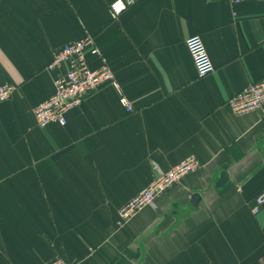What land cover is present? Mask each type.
Returning a JSON list of instances; mask_svg holds the SVG:
<instances>
[{"label": "crops", "instance_id": "crops-1", "mask_svg": "<svg viewBox=\"0 0 264 264\" xmlns=\"http://www.w3.org/2000/svg\"><path fill=\"white\" fill-rule=\"evenodd\" d=\"M115 1L0 0V87L16 88L0 106V264H264V107H226L264 79V0H138L112 20ZM192 36L215 67L203 79ZM88 37L133 112L108 85L39 128L66 70L48 71L54 54ZM189 157L201 168L120 228L153 165Z\"/></svg>", "mask_w": 264, "mask_h": 264}, {"label": "built area", "instance_id": "built-area-1", "mask_svg": "<svg viewBox=\"0 0 264 264\" xmlns=\"http://www.w3.org/2000/svg\"><path fill=\"white\" fill-rule=\"evenodd\" d=\"M138 0H116L110 6L112 20H118ZM209 2L215 0H208ZM232 4H240L245 0H225ZM257 1V0H254ZM264 23V18H263ZM186 48L193 61L198 78L203 79L215 71L214 64L208 54L206 46L199 36L189 37ZM98 57L101 66L92 70L89 67L87 56ZM65 68V73L55 81L54 94L47 101L39 104L34 109V117L39 128L45 129L52 124L66 126V115L71 110L78 108L91 94L110 85L120 94V102L128 113L133 112L129 100L123 96L120 86L109 68L106 59L95 44V40L88 37L84 40L65 46L54 54L48 71L55 72ZM16 88L12 85L0 87V106L8 102ZM226 107L238 116L260 112L264 107V79L251 84L248 88L231 97ZM201 168L200 162L195 157L181 161L172 170L164 172L156 164L153 170L156 174L154 181L142 190L134 199L123 206L118 212V226L128 224L135 216L147 208L156 206L159 198L164 196L173 186L180 183L185 177L196 173ZM264 208V190L256 197L252 213L259 215ZM50 264H68L58 258Z\"/></svg>", "mask_w": 264, "mask_h": 264}, {"label": "water", "instance_id": "water-1", "mask_svg": "<svg viewBox=\"0 0 264 264\" xmlns=\"http://www.w3.org/2000/svg\"><path fill=\"white\" fill-rule=\"evenodd\" d=\"M225 181H227V176H226V174H223V175H222V179H221V184H222L223 182H225Z\"/></svg>", "mask_w": 264, "mask_h": 264}]
</instances>
